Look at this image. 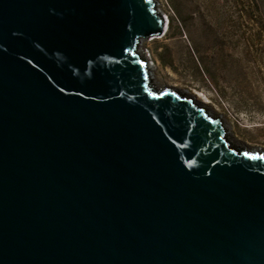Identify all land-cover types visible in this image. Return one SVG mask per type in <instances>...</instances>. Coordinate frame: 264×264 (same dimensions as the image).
<instances>
[{"label":"water","instance_id":"water-1","mask_svg":"<svg viewBox=\"0 0 264 264\" xmlns=\"http://www.w3.org/2000/svg\"><path fill=\"white\" fill-rule=\"evenodd\" d=\"M155 0H0V264H264V150L149 77Z\"/></svg>","mask_w":264,"mask_h":264},{"label":"rangeland","instance_id":"rangeland-1","mask_svg":"<svg viewBox=\"0 0 264 264\" xmlns=\"http://www.w3.org/2000/svg\"><path fill=\"white\" fill-rule=\"evenodd\" d=\"M155 1L183 24L140 42L154 76L220 117L235 145L264 150V0Z\"/></svg>","mask_w":264,"mask_h":264},{"label":"bare ground","instance_id":"bare-ground-1","mask_svg":"<svg viewBox=\"0 0 264 264\" xmlns=\"http://www.w3.org/2000/svg\"><path fill=\"white\" fill-rule=\"evenodd\" d=\"M155 8H156V6H155ZM157 9V8H156ZM167 25L165 24V27H166ZM140 45V44H139ZM139 45H138V47H137V53H139V55L142 57V52H140L141 50H140V48H139ZM139 48V49H138ZM144 58V57H143ZM149 77H150V81H151V83L153 84V86L155 85V86H157V87H155V88H157V89H160V88H162V89H164V88H166V86L165 85H162L161 84V82H160V80H158L155 76H154V74H153V68L152 67H150L149 68ZM196 101V100H195ZM197 103H199L198 101H196ZM225 131H226V134H228V136H229V139L231 140V142L233 143V144H237L234 140H232V138H231V135H230V131H229V129H228V127L226 126L225 127Z\"/></svg>","mask_w":264,"mask_h":264},{"label":"trees","instance_id":"trees-1","mask_svg":"<svg viewBox=\"0 0 264 264\" xmlns=\"http://www.w3.org/2000/svg\"><path fill=\"white\" fill-rule=\"evenodd\" d=\"M174 15H175V19H171L170 21L168 20L167 29H168V31H170L171 29H175L176 34L181 35V29H182L183 21L181 19L180 14L178 13V11H174ZM174 20H176V24L174 26L175 28H173ZM169 65L171 66V64H169Z\"/></svg>","mask_w":264,"mask_h":264}]
</instances>
